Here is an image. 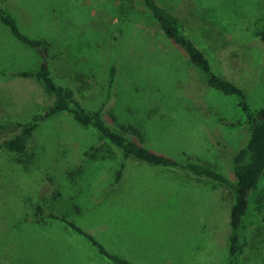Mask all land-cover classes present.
Listing matches in <instances>:
<instances>
[{
	"label": "rangeland",
	"instance_id": "obj_1",
	"mask_svg": "<svg viewBox=\"0 0 264 264\" xmlns=\"http://www.w3.org/2000/svg\"><path fill=\"white\" fill-rule=\"evenodd\" d=\"M161 1L206 51L213 70L244 88L253 107L263 106L264 44L256 33L264 27V0ZM0 4L15 15L22 31L53 40L54 73L73 79L86 106L105 99L115 60L116 79L103 107L109 122L136 125L157 152L206 162L232 175L233 151L246 134L235 97L196 77L186 52L166 38L148 13L128 0ZM36 61L35 52L0 20V69L30 67ZM50 101L35 79L0 72V140L11 134L12 123ZM92 144L101 148L94 150ZM24 159L19 163L0 150V264H111L93 254L91 243L72 236L56 246V234L64 230L49 228V235L20 231L13 224L23 201H35L38 192L49 197L57 188L65 192L67 170L76 186H68V192H76L74 200L81 203L77 224L109 251L133 264H226L233 202L227 186L134 158L127 160L122 180L111 186L120 152L67 115L38 128ZM244 219L249 242L240 264H264V180ZM44 238L53 242L45 245ZM75 250L84 261L77 260Z\"/></svg>",
	"mask_w": 264,
	"mask_h": 264
},
{
	"label": "trees",
	"instance_id": "obj_2",
	"mask_svg": "<svg viewBox=\"0 0 264 264\" xmlns=\"http://www.w3.org/2000/svg\"><path fill=\"white\" fill-rule=\"evenodd\" d=\"M128 1L135 8L148 13L157 22L166 38L186 52L189 67L195 72L196 77H201L208 86L221 93L235 97L236 104L244 116L246 134L238 148L233 151L230 161L232 175L229 176L206 162L191 158L181 160L157 152L146 144L144 134L136 125L109 122L104 117L103 107L110 97L111 88L116 79L115 60L109 67L105 99L95 107L86 106L80 97L79 88L71 85L70 82L73 80L71 77H63V79L56 77L52 68L53 40L46 36H31L22 31L15 15L3 4H0V20L8 26L15 38L35 52L37 61L30 67L1 68L0 72L11 77L35 79L42 85L51 101L48 105L32 112L26 120L12 123L14 129L10 135L0 140V150L11 154L19 163L26 162L24 155L28 152L38 128L56 115H67L80 125L93 129L98 142L108 143L120 152L121 160L110 183L111 186L122 180L126 162L131 158L151 166L178 168L200 179L214 180L225 185L230 189L233 197L226 264H240L249 242L245 233L247 222L244 216L249 213L251 198L264 180V105L253 107L244 88L213 70L206 51L189 34L180 18L161 0ZM120 2L122 4L123 0ZM256 34L264 44V27L260 28ZM118 37V35L114 36L112 47H115ZM221 120L226 125L232 124L227 119ZM0 127H2L1 124ZM90 148L99 150L101 147H95V144H92ZM84 154L90 153L85 150ZM91 155L94 156V152ZM65 174L68 186L76 188L71 171L67 170ZM68 186L63 188L66 193L57 188L50 197L43 192H38L35 201H23V213L21 211L17 214L13 222L16 224L14 226L20 231L25 228L31 231L42 230L49 235L51 234L49 228L61 229L64 233L56 234L57 239H54L56 246L71 241L69 237L72 236L74 241L77 239L82 244L91 243L95 248L91 251L100 260L111 264H133L124 256L109 251L91 233L77 224L76 214L81 211V203L77 204L74 200L77 194L76 192L70 194ZM51 242L53 241H46L44 238L45 245ZM80 253L75 250V257L79 261H84Z\"/></svg>",
	"mask_w": 264,
	"mask_h": 264
}]
</instances>
